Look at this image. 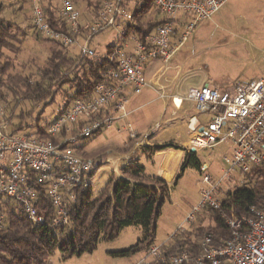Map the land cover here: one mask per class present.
<instances>
[{"label":"built area","instance_id":"built-area-1","mask_svg":"<svg viewBox=\"0 0 264 264\" xmlns=\"http://www.w3.org/2000/svg\"><path fill=\"white\" fill-rule=\"evenodd\" d=\"M47 1L29 0L30 22L41 37L69 47L84 28L81 53L92 57V35L114 27L122 39L132 32L134 46L128 50L127 41L113 45L107 54L111 66L104 72V80L95 84L90 96L74 98L53 121L42 126L44 136L36 128L30 133L14 130L5 107L0 106V228L8 224V204L35 226L57 232L71 225L69 207L76 200L75 189L90 188L98 170V164L77 154L76 147L115 122L125 121L128 97L148 85V64L168 62L196 25L210 19L227 0H153L156 14L163 15L164 21L143 36L133 27V0H96L99 8L87 24L81 22L73 0H52L58 2L54 4L56 15L67 31L52 27L45 13ZM179 29L181 40H177ZM171 100L180 108L184 99ZM185 100L191 101L199 113L209 115L208 121L193 130L190 149L196 152L223 146L226 168L214 180L207 173V164H203L200 200L168 240L185 232L201 211L220 208L222 200L217 193L225 179L238 174L241 184L246 173L264 162V75L226 89L190 87ZM125 129L134 136L129 123H125ZM248 214L239 217L233 212L222 213L230 231L222 245H212L211 238L204 235L198 253L180 250L164 254L165 242L153 243L138 258L120 264H264V208L251 206Z\"/></svg>","mask_w":264,"mask_h":264},{"label":"rangeland","instance_id":"rangeland-1","mask_svg":"<svg viewBox=\"0 0 264 264\" xmlns=\"http://www.w3.org/2000/svg\"><path fill=\"white\" fill-rule=\"evenodd\" d=\"M52 4L57 6L58 2L53 1ZM84 5L82 1L78 8L81 22L87 24L95 12ZM156 15V11L152 9L142 20L145 23ZM162 17L163 15H157L156 18ZM0 23L9 27V37L5 39L6 47L1 48L0 55L1 66L11 65L5 75L18 74L28 76L32 80L37 79V69L44 64L49 48H56L58 45L41 37L32 26L29 1L0 0ZM132 35V32H129L127 38L122 39L114 27L105 28L92 35L89 44V49L94 53L92 57H105L110 46L123 45L125 41L128 43L127 49H131L134 46ZM84 37L82 33L79 34L74 44L69 46L68 53L71 57L80 55ZM177 40H181L180 34ZM80 74L82 71H79ZM263 75L264 0H227L210 19L196 25L168 62L153 61L148 64V85L141 93L128 97V115L125 121L115 122L111 127L82 142V155L98 164V170L91 178L92 196L101 192L112 173L120 176V169L126 162L149 168L151 163L144 153L148 146L171 142L183 147V143L189 139V132L208 121V114L199 113L191 101L185 100L190 87L208 85L226 89L237 82L257 80ZM70 86L72 84H65L58 90L54 100L47 104L20 102L15 107V113L32 112L31 117L24 120L13 118L11 126L17 128L22 124V129L18 131L29 132L37 127L33 126L36 121L38 126L53 121L61 108L65 107L66 98L75 92ZM171 96L184 99L180 108L174 106ZM11 98L10 95L7 96V100ZM176 102L178 104L179 100L176 99ZM6 103L0 102V106ZM125 123L131 125L135 131L134 136H130L126 131ZM134 152L135 156L129 157ZM223 152L221 145L196 151L201 165L207 164V173L214 180L220 178L226 168ZM158 159L159 157L154 161L157 162ZM201 175L202 166L199 169L188 167L176 184L172 185L169 198L161 206L156 220L154 243H169L168 238L182 223L184 216L199 202L200 190L203 187L200 184ZM237 175L233 173L222 182L217 193L219 199L222 200L227 191L240 185ZM210 214V209L201 211L185 232L193 233L199 226L206 228L211 225ZM69 231L70 226L55 234L64 236ZM183 235L187 236L186 233ZM142 237L141 226H126L119 231L116 238H100L96 249L91 253L63 260V254L55 249L49 255L48 261L49 264L124 263L138 258L139 253L131 256H116L114 253L130 247Z\"/></svg>","mask_w":264,"mask_h":264},{"label":"trees","instance_id":"trees-1","mask_svg":"<svg viewBox=\"0 0 264 264\" xmlns=\"http://www.w3.org/2000/svg\"><path fill=\"white\" fill-rule=\"evenodd\" d=\"M77 1L73 0L75 6ZM133 1L136 22L133 27L140 36L164 21L162 18L157 19L156 15L152 20L144 23L142 19L149 14L150 10H154L153 0ZM90 5L96 13L99 8L98 4L90 2ZM45 13L53 28L67 31L64 23L56 15L52 0H48L45 4ZM8 29L9 27L0 23V55L1 48L6 47L5 39L9 37ZM85 32L86 30L82 28L81 33ZM46 40L51 42V40ZM57 45L56 48H49L44 64L37 69L38 78L35 80L18 74L5 75L11 65L1 66L0 64V102L9 101L4 107L10 122L13 118L24 120L31 117L32 112L15 113V107L22 101L47 104L54 100L58 90H61L65 84H72L70 87L74 88L75 92L66 98L65 107L59 111L61 113L74 98L90 96L95 84L104 80L103 74L111 66L107 56L88 57L80 53L78 56L71 57L68 53L69 47ZM112 48L113 45L108 48L107 54L111 53ZM79 71H82V74L79 75ZM8 95L12 97L9 100H7ZM33 126L34 128L37 126L39 135H45L42 126H38L37 121ZM13 128L14 130L22 129V124H19L17 128L13 126ZM30 132L33 131L25 133ZM82 146L83 144H80L75 149L80 156H83ZM148 147V150H144L146 157L168 148L183 149L171 142ZM135 153H132L131 157H134ZM200 166L201 162L196 152L186 150L179 172L171 184L157 177H146L142 165L130 163L121 167L120 176L112 173L104 188L94 197L90 188H76V200L69 207L70 231L64 236H56V231L50 227L35 226L8 204V224L0 228V264H49L48 257L55 249L63 254V260L72 256H80L83 253H91L96 249L100 238L104 240L116 238L123 227L132 225L143 228V237L130 247L115 252L114 255L131 256L140 253L154 243L156 220L161 206L169 198L172 185L176 184L178 178L188 167L199 169ZM251 206L257 209L264 208V162L260 167L253 168L246 173L243 183L226 192L219 209H210L211 225L206 228L199 226L193 233L187 231L178 234L163 246L164 254L180 250L198 253L200 240L204 235L211 238L212 245H222L230 236L222 213L233 212L239 217L247 216ZM185 233L187 236H182ZM151 264L171 263L153 261Z\"/></svg>","mask_w":264,"mask_h":264},{"label":"crops","instance_id":"crops-1","mask_svg":"<svg viewBox=\"0 0 264 264\" xmlns=\"http://www.w3.org/2000/svg\"><path fill=\"white\" fill-rule=\"evenodd\" d=\"M82 1H84V3H85L84 6L89 7V8H92V5H90V2L91 3L96 2V0H78L76 3L77 8L79 6V3H81ZM154 83H156V81ZM172 97H175V96H171L170 99H172ZM193 132H194L193 130H191L189 132V134H190L189 139L183 143V145H185L182 147L183 149L168 148V149H165V150H162L159 152H155V153L151 154L149 157H147L146 159H148L151 164H150L149 168L146 166H143L145 176L148 178L157 177V178H160L161 180L165 181L166 183L171 184L174 177L176 176V174L179 171L180 165H181L183 158H184L185 151L186 150L190 151L189 146H190V140L192 138ZM129 157H131V156H129ZM157 157H159V159L157 162H155L154 159ZM128 164H130V163L126 162L125 165H128ZM201 166L203 167V165H201Z\"/></svg>","mask_w":264,"mask_h":264},{"label":"water","instance_id":"water-1","mask_svg":"<svg viewBox=\"0 0 264 264\" xmlns=\"http://www.w3.org/2000/svg\"><path fill=\"white\" fill-rule=\"evenodd\" d=\"M199 129L201 130L202 128H199ZM190 151H191V152H195V150H194V149H190Z\"/></svg>","mask_w":264,"mask_h":264}]
</instances>
